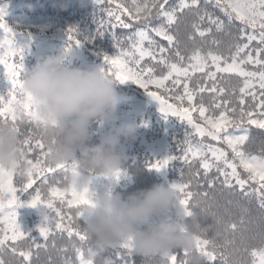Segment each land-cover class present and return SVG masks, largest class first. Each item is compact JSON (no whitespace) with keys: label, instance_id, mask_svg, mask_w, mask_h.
<instances>
[{"label":"snow or ice","instance_id":"1","mask_svg":"<svg viewBox=\"0 0 264 264\" xmlns=\"http://www.w3.org/2000/svg\"><path fill=\"white\" fill-rule=\"evenodd\" d=\"M93 3L95 32L84 37L74 27L67 28L68 46H79L84 39L91 42L96 36L110 34L114 50L110 54L97 53L103 58L101 70L115 82H131L142 88L158 102L165 117L171 114L185 125V135L177 142L175 153L148 164L161 170L179 163V178L171 185L185 213L191 215L197 205H205V211L212 207L207 203V191L189 190L201 170L209 189L217 181L229 189L238 187L244 196L255 198L264 209V138L258 140L253 135L254 129L264 135V0H204L203 3L202 0H131L130 3L93 0ZM210 3L226 19L209 12ZM6 10V0H0V74L8 81L7 90L0 93V120L11 121L16 126L23 165L12 170L0 168V264H10L4 259L8 254L17 257L18 264H33L34 255L48 248V240L56 232L67 234L75 253V261L68 259L65 264H104L106 258L96 259L98 253L81 227L85 219L83 208L93 202L94 188L68 181L71 162L53 166L48 161V149L36 133L41 117L22 90L30 33L18 24L10 25ZM188 16L192 17L190 40L195 42L196 36L203 40L215 29L231 38L227 45L229 54L219 51L221 41L213 38L211 44L216 50L204 51L202 46H197L190 56L183 55L178 31L182 18ZM153 20L161 22L153 24ZM237 21V34H233L231 29ZM117 28L135 30L121 36ZM195 73L205 74V79L212 81L216 80L217 73H235L242 78V86L238 93L236 88H217L216 83L206 88L197 81L196 87H190ZM150 85L164 92L172 91L179 106L150 91ZM203 93L214 95L206 100ZM185 101L188 107L183 106ZM194 112L198 113L195 117ZM213 172L216 175H210ZM121 175L122 172H117L113 178L119 180ZM14 176L19 177L15 184ZM24 204L42 210L35 231L23 227L18 219L17 209ZM209 232L210 228L201 226L193 234L191 251H169L162 257L146 259L144 264H194V257L200 258V264H245L237 257L241 252H249L250 238L237 223L225 224L215 235ZM229 233L231 239L227 238ZM222 236L224 245L218 244ZM25 241H29L27 246ZM261 243L259 248L251 247L250 255L254 258L251 264H264V239ZM224 248L231 250L224 251ZM113 249L118 259L109 258L108 264H133L130 240L118 241ZM67 250L68 246L61 249Z\"/></svg>","mask_w":264,"mask_h":264},{"label":"clouds","instance_id":"2","mask_svg":"<svg viewBox=\"0 0 264 264\" xmlns=\"http://www.w3.org/2000/svg\"><path fill=\"white\" fill-rule=\"evenodd\" d=\"M74 51L66 45L57 54L38 57L23 74L22 90L41 117L36 133L48 149L49 163L71 162L68 181L85 186L92 185L94 177L112 179L123 171L126 156L118 150L121 138H134L136 128L132 124L113 126L94 139L91 123L115 120L121 97L116 82L101 67L73 64ZM22 165L17 128L11 121L0 120V168ZM94 192L93 202L83 208L81 227L95 252L130 240L144 264L169 251L192 250L204 209L197 205L187 215L171 184L154 183L127 194L111 186L104 191L94 188ZM194 264H200L199 257H194Z\"/></svg>","mask_w":264,"mask_h":264},{"label":"trees","instance_id":"3","mask_svg":"<svg viewBox=\"0 0 264 264\" xmlns=\"http://www.w3.org/2000/svg\"><path fill=\"white\" fill-rule=\"evenodd\" d=\"M18 5L12 8L10 12L6 15L7 22L11 24H18L27 30L42 32V33H50L60 29L66 35V30L69 27H74L82 36L87 37L91 36L95 32V22H94V12L95 5L90 0H17ZM125 3H130L131 0H123ZM204 0H202V3ZM208 11L214 13L217 16H220L221 19H226L224 14L218 9L215 8L213 4L207 5ZM99 10H97V18H99ZM106 16V14H104ZM161 21L153 20V24L160 23ZM192 17L188 16L186 19L182 18L181 23L179 24L178 31V40L179 47L181 53L183 55L190 56L193 50L197 46H202L204 51H208L209 49L216 50V46L211 44L213 38L221 41L219 45V51L223 52L225 55H228L227 45L230 41V37L224 33H217L215 29H213V33L206 36L203 40L196 36L195 42L189 39V35L192 32L191 29ZM239 26V22H235V25L232 27L231 31L233 34L236 33V28ZM133 29H123L117 28L116 31L118 35L127 36L130 35ZM154 35V34H153ZM161 43L167 44L166 41H163L160 37H155ZM82 44L92 55L96 58L97 61H102V56L97 53L100 51L111 53L113 48V43L111 39V35L105 33L103 36H96L94 40L89 42L87 39H84ZM255 44V42H254ZM60 50L50 51L48 54H57ZM44 54V55H48ZM43 56V55H41ZM91 57V55H90ZM73 64L83 67H90L88 65L80 63V61L73 56L70 57ZM36 63L34 58H29L26 60V67L28 69V65L31 67ZM250 70H254L253 66H248ZM215 70L214 68L212 69ZM200 81V85L206 88H211L213 83L217 84V88L224 87L225 89L231 90L232 88L237 89L242 86V78L238 77L235 73H217L216 80H206L205 74L195 73L193 75L192 80L189 82L190 87H196V82ZM167 83V82H166ZM117 87L121 89H130L136 90L139 92H143L144 90L137 85L128 82L121 84L116 82ZM8 87V81L5 80L3 74H0V93L5 92ZM170 87V84H169ZM150 91L158 92L164 99L172 101L173 103L179 106V102H177L173 98V92L168 91L164 92L163 89H157L154 85L149 86ZM182 91V89H181ZM206 100L211 98V95L214 93H203ZM223 95V94H222ZM195 104L196 101L194 100ZM188 106L187 102L183 103V106ZM123 106V105H122ZM127 107V104H124ZM198 113H193V116H197ZM218 115V112H217ZM102 120L93 121L90 125L93 130L94 139L101 137L99 132V125ZM176 129L174 133L170 135V143H169V154H173L176 151L177 142L182 140L186 128L183 123H181ZM136 134V133H135ZM253 135L257 137V139L264 138V135L261 134L259 130L253 131ZM134 137L133 139H135ZM137 143L138 140L135 139ZM118 150H120L118 148ZM149 161L145 157L139 156H128L126 157L123 164L122 175L119 180L114 178H104V177H94L93 184L91 185L97 191H104L109 186H111L115 191H120L125 194L129 192H133L137 189L150 187L154 183H164L165 185H169L167 181H165L161 175L155 170V168H150L148 166ZM177 167H180L179 163L177 165H173L169 167L168 175L170 179L173 177L179 178V173L177 172ZM196 168H198V164L192 169L195 172ZM243 172V170L241 169ZM210 175H216L215 172ZM203 172L201 170V174L199 177H196L193 180L192 186L189 188L190 191L193 192H208V204H211L212 207L207 211H202L199 216V221L202 227L210 228V235H215V231L217 229L222 230L225 224L235 222L237 223L239 229L244 232L246 236L250 239L248 241L249 244V252L241 254L237 257L245 262V264H251V261L254 259L250 255V250L252 246L257 248L262 246V239H264V209H262L259 205V202L255 198H249L243 195L240 192L239 188L229 189L225 186H222L219 181L216 182L214 188L209 189L206 183L203 181ZM189 178L188 169L185 166V180ZM222 179V177H221ZM199 181V185L197 184ZM37 186V185H35ZM199 199V197H197ZM231 201V203H229ZM204 209L205 205H201ZM246 210V211H245ZM215 214V215H214ZM167 215H171V213H167ZM156 219V218H154ZM220 221V223H218ZM240 233H236V238H239ZM227 238L231 239L232 235L227 234ZM53 241H55V247H53ZM44 242V241H43ZM41 242V243H43ZM29 241H25L24 245L27 246ZM225 239L222 236L218 240V244L224 245ZM65 246H68L67 251H61V249ZM224 251H230V248H224ZM176 251H180V249H176ZM182 255V251H181ZM103 258H111L113 260L118 259L116 257V252L113 248H108L100 253H98L97 260ZM4 259L9 261L10 264H18V258L13 257L11 254L5 255ZM71 259L75 261V253L70 247L69 238L66 233L56 232L54 236H50L48 240V248L38 250V255H34L33 264H65V260ZM131 261L133 264H142L143 258L140 255L133 253L131 256Z\"/></svg>","mask_w":264,"mask_h":264},{"label":"rangeland","instance_id":"4","mask_svg":"<svg viewBox=\"0 0 264 264\" xmlns=\"http://www.w3.org/2000/svg\"><path fill=\"white\" fill-rule=\"evenodd\" d=\"M90 1L93 2V0ZM6 2L7 14L12 8L18 5L17 0H6ZM27 31L30 33V36L24 58L25 69H27V59L32 57L37 61V58L41 55L48 54L53 50H61L64 46L68 45L67 35L60 29L50 33H42L32 30ZM73 48L75 51L71 56L78 59L80 63L90 67L102 66L103 62L97 61L91 53L90 57L89 52H87V49L82 43L79 46L74 45ZM28 68H30L29 65ZM116 88L121 97V102L115 113V120L100 122L99 132L101 136L105 135L108 129L113 126L132 124L136 128L135 137H137L139 143L135 141L136 138H121L119 149L123 150L126 157L140 155L141 157H145L149 162H152L170 155V135L182 125V121L171 114L165 117L160 111L158 102L145 91L139 92L130 89L125 90L117 86ZM166 101L169 104H175L172 101ZM124 104H127V107L124 106ZM184 107L188 106L185 105ZM155 170L165 181L168 182V184H171L175 179H178L177 177L170 179L168 175L169 167L166 169ZM18 179V176L13 177L14 184ZM17 212L21 225L35 231V225L38 224L42 218L41 208L24 204L17 209ZM40 242H43V240L41 239Z\"/></svg>","mask_w":264,"mask_h":264}]
</instances>
